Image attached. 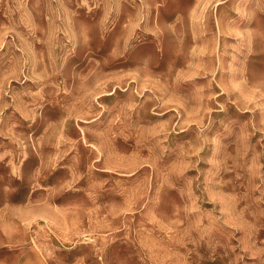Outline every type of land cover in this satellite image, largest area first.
I'll return each mask as SVG.
<instances>
[{"label":"rangeland","instance_id":"374dc122","mask_svg":"<svg viewBox=\"0 0 264 264\" xmlns=\"http://www.w3.org/2000/svg\"><path fill=\"white\" fill-rule=\"evenodd\" d=\"M0 264H264V0H0Z\"/></svg>","mask_w":264,"mask_h":264}]
</instances>
